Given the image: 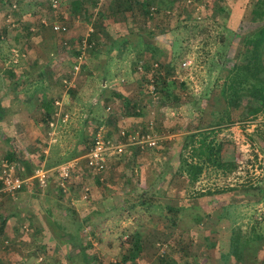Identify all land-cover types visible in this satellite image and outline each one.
I'll return each mask as SVG.
<instances>
[{
  "label": "rangeland",
  "instance_id": "1",
  "mask_svg": "<svg viewBox=\"0 0 264 264\" xmlns=\"http://www.w3.org/2000/svg\"><path fill=\"white\" fill-rule=\"evenodd\" d=\"M46 1L0 0V96L6 93L10 96L1 99L5 105L10 104V108H15L11 103H19L16 100L18 94L20 103L26 99L27 104L30 103L34 109L39 107V110L41 104L48 100L54 99L53 103L56 100L60 102L62 110L68 113L69 120L59 122L57 128L55 127L56 130L54 128L50 131V135L47 134L45 144L48 147L49 141L51 142L50 152L57 151L60 140L66 141V138L61 137L60 140L58 138L62 130H66L71 138L74 137L75 143L78 142L81 128L87 131L84 139L82 138L84 141L89 140L91 133L98 129L101 134L110 133L109 136L113 137L119 136L123 131L124 135L120 137L123 142L125 139L128 141L131 135L125 132L124 127L122 128L124 126L122 117L118 116L116 124L113 120L106 119V115H110L106 111L109 103L111 113L115 111L122 116L120 100L112 98L108 103L109 100L104 102L102 98L105 94L113 95L116 87L112 88V83L115 80L123 77L124 83L131 81V79L127 80L126 76L133 75V63L142 62L147 54L151 58L156 56V61L162 55L166 60L158 62L165 66L167 73L164 69L162 72L170 75L171 80L174 81L168 89L170 92L168 105L159 107L149 94L142 95L143 100L139 105L147 106L153 111L150 113L146 110L145 127L135 128V136L137 133L145 132H150L156 137L170 134L180 136V133L186 132L181 135L186 136L191 133L187 131L194 129L196 124H200L198 128H222L215 135L224 141L222 156L224 159L233 160L229 168L235 163L233 168L235 173L229 176V179L227 177L213 181L211 178L212 183L216 182V185L221 186L233 183L234 190L240 191L232 194L231 201H226L219 207L214 205V211L218 210L213 215L209 213L207 217L211 218L205 220L199 215L197 222L194 220L197 214L193 212L191 219L194 223L191 225L186 223L188 225L186 228L185 223H182V228H178L171 226L165 220L164 214L167 212L154 210L149 213L138 208L133 198L127 200L134 204V207H129V211H122V190L115 188L114 184H106L103 191L96 186V182L93 183L92 193L94 190L96 196L92 194L94 196L91 195L92 198L87 201L79 198L77 192H72L71 201H75L78 205L71 207L67 205L70 200H64L65 198L59 197L58 193L52 192L51 186H47V189L42 191L33 183L32 193L21 196L18 192L19 194L17 193L13 198L12 195L3 193L0 185V203L6 206H0V221L12 215L13 210L19 211L20 214L15 217L24 218L28 228L26 230V227L19 225L16 231L19 233L26 230V236L29 238L37 235V231L32 230L33 226L28 224L30 218L27 214L29 212L27 206L36 203L37 208L33 210H37L48 205L52 211L50 217L54 218V223L56 222L52 227L53 235L56 233L60 238L55 241L58 248L62 250L63 242L67 243L66 246H72L71 242L66 241L68 238L64 234L69 233L80 244L82 241L92 244L96 253L107 254L100 258L103 264H122L119 251H122L127 238L137 232L140 233L144 252L140 253L138 261L128 264H161L160 257L163 256L157 244L160 242L168 244V247L164 248V255L166 260H169L166 254L173 259V263L169 264H197L192 260L184 259L174 246L181 244L177 240L189 243L187 238L192 232L203 235L204 230V241L201 245L207 248L217 244V255L213 256V259L210 257L209 260L206 259L204 264H264V118L261 115L245 117L240 114V110H234L231 114L232 121L218 124V121L213 123L217 119L213 114L217 112H211V109L216 108L215 100L224 81L223 77L234 64L244 36L261 24L260 21L252 20V9L260 0H197L203 5V10L199 14L202 16L200 20L194 18L195 15L198 16V13L194 15V7L182 0H145L149 1L147 6L155 8L153 14L144 12L146 4L135 5L132 14L117 13L114 20L99 18L101 6L110 0H95L94 3V0H88L87 8L76 14L71 11L72 0ZM42 20H45L46 24ZM54 24H64L68 31L65 34L55 32ZM96 30L102 32L97 38L93 35ZM88 34L94 42L84 38ZM123 34L127 36L125 39L127 42L124 44L129 48L122 52L119 35L123 36ZM61 38L69 47L60 48L59 51L57 40ZM82 38L87 42L83 53L79 43H82ZM220 42L224 43L217 51L216 43L220 44ZM150 43L154 45H149ZM161 48L166 53L162 54ZM216 51L220 52L222 57L219 64L215 62V57L218 55ZM79 54H82L80 67L73 74L72 68ZM189 57L194 59L190 68L180 67ZM120 60L122 64L118 65ZM148 65L140 66L150 76L153 68ZM61 78L71 80V85L64 86ZM185 78L189 80L188 84L182 83ZM103 83H106L105 88H102ZM195 93L202 98L198 103L193 104L191 98ZM205 108L210 109L204 112V116L202 114L199 116L201 110ZM85 113L89 114L86 124L82 118ZM123 115L132 117L127 113ZM41 117V112L37 116H29L38 123L35 134L43 132L45 128ZM167 140L169 139L160 138L159 143L163 141L161 145L165 147ZM186 143L185 137L181 138V142L173 146V150L188 156L190 149L185 150ZM80 150L82 146H79ZM158 150L163 152L165 149L161 147ZM54 154L57 155L56 152ZM110 158L113 160L116 157L111 155ZM83 162L84 160L81 161ZM111 176L108 175L102 180L106 182ZM150 179L149 181L152 180ZM149 181L146 179L143 185L147 186ZM206 182L204 180V184ZM50 183L53 185L52 181ZM158 184L154 180L152 185L155 187ZM214 185L209 186L215 188ZM31 199H34V202ZM209 199L214 200V198ZM14 202L21 203L19 207L24 209L11 207L14 206ZM67 207L71 209H66ZM35 216L38 220V214ZM203 221L207 223L203 224ZM38 235H42V232ZM7 240L8 245L0 242V254L8 251L5 255H0V264L7 263L3 256L10 254L12 249L22 248L15 245L17 242L13 238L8 237ZM28 240H30L27 241L29 245L22 249L27 257L11 258L9 264H80V259L83 260L80 255L77 257L68 255L69 251L61 252V250L57 255L61 257L56 259L57 256L51 252L53 257L45 256L41 260L38 257L41 252L37 251L36 243L32 246L34 241L30 238ZM196 244L197 242H194L190 246L192 254L195 253ZM179 251L181 252L180 249ZM111 252L114 255H111ZM62 256H65V259Z\"/></svg>",
  "mask_w": 264,
  "mask_h": 264
},
{
  "label": "trees",
  "instance_id": "2",
  "mask_svg": "<svg viewBox=\"0 0 264 264\" xmlns=\"http://www.w3.org/2000/svg\"><path fill=\"white\" fill-rule=\"evenodd\" d=\"M46 1V0H44ZM92 1V0H91ZM180 1V0H177ZM197 2V0H194ZM47 2V1H46ZM95 0L93 1V3ZM149 1L145 0H110L109 2H105L103 6H101V10L99 11L100 19H110L114 20L115 15L117 13H125L132 14L134 11L135 5H141L146 4V7L144 8V12L146 14H152L150 11V5L147 6ZM89 2L88 0H72L71 2V11L76 14L82 11L83 9H86ZM187 4V3H186ZM263 4L264 6V0H260L257 2L255 7L252 9V20L253 21H260V26H256L254 30H251L248 35H245L242 41L241 48L238 50L237 58L230 67V69L227 71L226 75L223 77V83L220 87V90L217 94V98L215 100L216 108L213 110L211 109V112L216 114H213V116H217V119L213 121V123L218 121V124H224L227 122L232 121L231 120V114L234 110H240V114H243L245 117H256L258 115H261L264 118V7L261 6ZM189 6L194 7V4H187ZM57 11V9H54ZM59 13V12H57ZM195 9H194V15H195ZM79 15V14H78ZM196 17V18H195ZM202 17V16H201ZM201 17H198L197 15L194 16L196 20L202 19ZM198 18V19H197ZM98 19V21L100 20ZM100 25V23L98 24ZM99 29V28H97ZM102 32L100 30H96L94 32V36L97 38L98 35H100ZM235 33V32H234ZM89 34L86 38L87 41H93L91 40V36L89 37ZM126 35L123 34L119 35L120 40L122 41V52L127 50V45L124 43L127 42ZM83 39V38H82ZM94 42V41H93ZM81 44V42H79ZM78 43V44H79ZM98 43V42H97ZM224 42L216 43L218 44L217 51L219 47ZM89 45V44H88ZM57 46L59 48H68L69 45L65 43L63 38L60 40H57ZM112 50V49H111ZM110 50V51H111ZM216 51V52H217ZM220 53V52H219ZM217 52V57L215 59L216 64H219L220 61H222L221 55ZM151 56L148 54L146 57L144 56L143 61L139 62V65L142 64V66H152L153 73L152 75L148 76L149 74L144 75L141 79L138 80V89L137 93L134 94L132 97H125L120 91L114 90L113 95H106L103 96L102 101L105 102V100H109L108 103L114 99L120 100V105L124 106L125 110L122 112L124 114H128L129 116L134 117H140L145 116L146 110L151 113L153 110H149L147 106L139 105V102L143 100L141 96H145L149 94L151 98H153L156 101V105L159 107H166L168 96H169V87L174 83L173 80H171V76L166 74L167 69H165V66L159 64L158 61L150 59ZM157 62V67H154L153 64ZM138 63H133L132 65V71L138 70ZM147 69V68H146ZM165 70V72L162 70ZM176 72V71H175ZM154 78V85L156 87V95L152 96L148 91V85H149V78ZM173 77V76H172ZM40 76L37 77L39 79ZM147 78V79H146ZM182 83L188 84V79L185 78L182 80ZM32 81L30 80V84ZM34 83V82H33ZM140 84V85H139ZM184 86V85H183ZM106 87V83H103L102 88ZM140 87V88H139ZM146 89V91H143ZM141 90V92H140ZM24 92L26 90H23ZM181 93V92H180ZM141 94V95H138ZM4 96H9L6 94L0 96V102L1 99ZM10 97V96H9ZM166 97V98H164ZM206 97V96H205ZM12 98V97H11ZM202 98L201 95H198L197 93L193 94L191 100L194 103H198L199 99ZM16 100L20 102V95L18 94L16 97ZM52 99L51 101L48 100L45 103L41 104V121L43 122V126L47 128L46 134H48L51 130H53L55 127L57 128L58 123L62 122V113L59 116L55 115V110H57V106L55 105V101L53 103ZM220 104V105H219ZM164 105V106H163ZM106 111L110 113V115H106L107 121L113 120L116 124V119L118 116L121 117V115L118 112L112 111L111 113V107L110 103L106 106ZM146 107V108H145ZM170 107V106H169ZM218 107V108H217ZM172 108V107H171ZM212 108V107H210ZM203 109L199 113V116H204V112L210 109ZM162 109V108H161ZM174 109V108H173ZM4 114V108L2 107L0 103V121L3 119ZM117 114V116H113ZM202 114V115H201ZM239 114V115H240ZM89 117L88 113H85L83 115V121L84 124L88 122L87 118ZM116 117V118H115ZM119 119V118H118ZM69 120V119H68ZM68 120H65L64 122H67ZM136 120V119H135ZM54 121L55 126H50L49 122ZM143 121L142 119L140 120ZM133 122V121H132ZM136 122L138 126H131L133 123H129V125L122 126L124 127L125 132L128 134L130 133L131 136L135 135V128H144L145 122L143 121V124L140 122ZM63 123V122H62ZM141 124V125H139ZM200 124H196L195 128H198ZM55 128V130H56ZM157 130V129H156ZM222 128H211L208 130H202L199 132H192L190 134H187L185 137L184 148L187 151V148L190 149L188 151L187 157H181L179 160V168L176 172L177 175H171L167 174L162 177H156L151 178L147 186L143 185V183L140 182V173L134 170V166L137 164L133 163V166H131V172L123 173L119 179H117L115 182L111 180L110 178H107L106 182H104L102 179L105 178L104 174L106 171V165L105 168L98 174H90L86 166L84 165V162L81 163L82 165L78 166L77 172H73L71 179L67 183L66 191H62L60 188V185L58 183L57 178L55 179V174H50L47 183L43 188H39L42 191L47 189V186H51V190L54 193H58V195L63 196L62 198H65L64 200H70L67 205L71 207L72 205H75L71 201V195L72 192H77L79 195V198H82V193L85 191V187H88V192L85 201L87 199L92 198V188L91 186L93 183L96 182V186L100 188V190H105L106 184L108 185L110 182L115 183L118 190H122V211L126 210L129 211V207H134V204H132L127 199H134V203L137 204L136 206L138 208H142L146 210L149 213H152L154 210H163L164 212H167L164 214L165 220L173 227L182 228V222H183V208L182 202L183 197L189 198V202H191V205H189V208H198V204L201 201H205L204 197L206 195L212 196L213 194H216L217 192H225L230 189L228 185H216L213 190L212 187L208 184H203L205 177H211L213 178V181H216L219 178H227L231 172H233L235 169V163L232 167L229 168V165L232 164L233 160L226 159L223 160L222 156V150L224 146V141L222 139H219L218 135H215L218 131H221ZM99 131V129H98ZM98 131H94L93 134L91 133L89 140L84 141V135L85 132L84 128H81V134L78 139V142H74V137L71 138V135L68 136V133L66 130H62L60 135L58 136L59 140L62 137L63 139L66 138V141L60 140V143L57 144L58 149L57 151H49L48 154H42V155H36V160L31 161L27 158H23L19 156L17 153L11 151H8L7 154L4 156V158H0V173L2 172V164L7 163L11 165L14 170V175H19L21 177L30 176L33 174L34 170L37 167H43V168H53L57 164L61 162H65L68 160H71L73 158L82 156L83 154H86L88 150L94 145L95 136L98 133ZM107 131V130H106ZM105 131V132H106ZM107 133V132H106ZM110 133L105 134V136H109ZM215 135V136H214ZM155 136V135H154ZM183 137V138H184ZM83 138V139H82ZM159 143V137L158 142L153 147H146L142 146L138 143H130L128 147L132 149V152L137 150L139 153L148 154L150 153L151 149H157ZM79 146H82V150L79 151ZM49 147V145H48ZM135 149V150H134ZM54 152L57 153V155L54 154ZM125 153V150L122 152ZM121 153V154H122ZM79 154V155H78ZM121 154H116L115 157L120 156ZM209 169H211L209 171ZM215 170L218 175L220 176H214L213 171ZM206 171V173L203 175V172ZM212 171V172H211ZM221 172L222 174H219ZM55 173V172H54ZM205 176V177H204ZM154 180H156L159 184L155 185L153 187ZM50 181L53 182V185L50 183ZM108 181V182H107ZM203 181V182H202ZM100 183V184H99ZM156 183V182H155ZM216 183V182H215ZM49 184V185H48ZM99 184V185H98ZM1 185V184H0ZM203 185L208 187L207 189L202 190ZM27 186L23 185L22 189L26 188ZM96 187V188H97ZM114 188V189H115ZM169 188V190H167ZM182 188H184V192H182ZM21 190L16 191L14 194H12V197H14L18 192ZM157 190V191H156ZM58 191V192H57ZM71 192V193H70ZM4 193V192H3ZM184 193V196L182 194ZM8 196L10 194L4 193ZM181 194V195H180ZM92 195V196H91ZM133 196V197H132ZM124 197V198H123ZM71 209V208H66ZM214 214V212H213ZM153 216V215H152ZM195 221L199 222L198 217L194 219ZM193 221V219H192ZM166 222V223H167ZM194 223V222H192ZM206 221H203V224H206ZM184 224V223H183ZM194 225V224H193ZM188 225L184 224V227L186 228ZM195 226V225H194ZM83 229V228H82ZM81 229V230H82ZM3 230V221L0 225V233ZM137 232V231H135ZM196 232H192L189 237L187 238L189 241L184 242L182 240L180 241L179 249L181 250V256L184 259L192 260V262H200L201 264L206 262V259L209 260V257L213 259V256L211 255L212 252H210L211 249L216 248L217 244H212V247H207L206 249H203V256H198V254H192L190 251L191 244H194L195 239L198 237H201L202 235L195 234ZM205 233V230H204ZM203 233V234H204ZM187 235V234H186ZM68 241L74 244L76 247L81 246L80 243H78V240L74 238L73 236L67 237ZM141 236L140 233H133L130 237L127 238L124 247H122V251H119V256L122 257V264H128V263H134V261H138V258L140 257V253L142 251V245H141ZM72 240V241H71ZM193 242V243H192ZM61 244L67 245L66 242H63ZM163 251L160 257V263L161 264H169L173 263V259L169 257L166 254V258L168 257L169 260L165 259V247H168L167 243H159ZM184 246H183V245ZM201 244V243H200ZM185 245H188L187 247ZM197 245V244H196ZM215 245V246H213ZM174 246V245H171ZM88 248V252L84 253L85 247H81L80 251L82 252V259H80V264H103L100 258L102 259L103 256H107L105 253H96L94 251L92 244L86 245ZM174 246V248L178 249ZM41 250L44 252H47L45 248L41 247ZM209 250V251H208ZM207 253V254H205ZM46 255V254H45ZM111 255H114L113 252H111ZM39 257H41V260H43V257H45L42 252L38 254ZM160 256V255H159ZM110 257V255H109Z\"/></svg>",
  "mask_w": 264,
  "mask_h": 264
},
{
  "label": "crops",
  "instance_id": "3",
  "mask_svg": "<svg viewBox=\"0 0 264 264\" xmlns=\"http://www.w3.org/2000/svg\"><path fill=\"white\" fill-rule=\"evenodd\" d=\"M177 1V0H176ZM260 26V24L258 25ZM149 45H154V44H149ZM127 47L129 48V46L127 45ZM162 49V54L166 53L165 50ZM161 53V52H160ZM154 58V59H152ZM150 57V59L152 60H156L157 57ZM158 61H161L164 59V61L166 60L165 57H163L162 55L158 57ZM122 61L120 60V62L118 63V65H121ZM138 70L137 71H132L131 76H126V79L129 80L131 79L130 82L128 83H124L121 82L117 79L115 80L112 85V88H115L116 90L120 91V93H122L125 97H132L134 94H136V88H137V82L139 79H141L144 75H146V73L144 72V70L141 68V66H137ZM122 85V87H121ZM2 107L4 108V114H3V119L0 121V158H4V156L7 154L8 151H13L15 153H17L19 156L22 157V154L24 155L23 158H27L31 161L36 160V155H42L44 154H48L50 151V141H49V147H47L45 144V142H47V128L45 127L43 132H38L37 134H35L36 130L35 128L38 127V123L36 121H34L33 119H30L29 116H37L40 112L39 107L36 109H34L31 104H27L28 101L26 99H24L23 102H19V103H11L12 105L14 104L15 108H10L9 105H5L4 101L0 102ZM125 111V108L122 104V112ZM124 114V113H123ZM122 123H125V125H128L129 123H133L131 124V126H138L137 124H135L137 122H140L141 124H143V121H145V118L143 116L140 117H127V115H122ZM136 119V120H135ZM143 120L142 122L140 120ZM33 120V121H32ZM133 121V122H132ZM162 122H164V120H161ZM37 124V125H36ZM139 124V125H141ZM207 127H201V128H194L191 129L190 131H187V133H192V132H199L202 130H207ZM39 130V129H38ZM186 132H182L180 133V136H174L172 134L168 135V136H159L160 138H165L169 139L166 142V145L168 146H162L161 144L158 145V148L153 150H150V153L148 154H144V153H139L137 150H135L134 152H132V149L130 147H128V145H130L127 140L125 139L124 142H126V146L124 147L125 153H122L120 156L114 158L113 160L111 159L107 165H106V171L104 176L108 177V175H112L110 177L111 180H113V182H115L117 179H119V177L124 173H128L131 172V166H133V163L136 164L134 167V170L140 173V182L144 183L146 181V179H150V177H162L165 176L167 174H171V175H177V171L179 168V160L181 157H187V155L185 154H180V153H176L173 150V146H177V143L181 142V138L183 139L184 135L181 136L182 134H184ZM50 135V132H49ZM178 135V134H176ZM187 135V134H186ZM174 136V137H173ZM176 137V138H175ZM56 140V139H55ZM183 142V141H182ZM183 144V143H182ZM161 147H163L165 150H158ZM153 150V151H152ZM182 155V156H181ZM181 156V157H180ZM223 160H226L223 158ZM35 162V161H34ZM211 169H209L210 171ZM213 171V175L214 176H220L217 174V172L215 170ZM211 171V172H212ZM145 173V174H144ZM206 173V171L203 172V175ZM235 172H231L229 176L233 175ZM237 173V172H236ZM219 174H222L221 172H219ZM228 176V179L230 178ZM205 177V176H204ZM212 178V177H211ZM144 179V180H143ZM206 182V184L209 185H214L216 183H212V179H210V177H205L204 179ZM233 180H235V178H233ZM156 181V180H155ZM109 183L108 185L114 184L115 183ZM149 183V182H148ZM204 184V183H203ZM31 185L29 184L26 188H24L22 191H20L19 193L21 194V196L23 195H28V193H32V189H31ZM148 185V184H147ZM215 186V185H214ZM228 186L230 187V189L228 191L225 192H217L216 194H213L212 196H208L206 195L204 197L205 201H201L198 204V208H189V205H191V202H189V198H185L183 197V202H182V206L183 208H181L183 210V222L182 223H187V224H192V215L193 212L197 214L196 217H198L199 215H202L203 219H207V218H211V217H207L209 215V213L213 212L215 213L216 211H214L213 206L217 205V207L221 206L224 202L226 201H231L233 196V193H239L240 190L236 189L234 190L233 188V183L228 184ZM92 188V186H91ZM208 187L205 188V186L203 188H201L202 190L207 189ZM213 190V188H211ZM167 190H169V188H167ZM171 190V189H170ZM169 190V191H170ZM172 191V190H171ZM182 192H184V188H182ZM18 193V194H19ZM185 193V192H184ZM184 193L182 194V196H184ZM93 194L96 196V193H94L93 190ZM180 194V195H181ZM59 197L61 195H58ZM236 196H238V194H236ZM63 197V196H62ZM14 198V197H13ZM209 198H214L213 199H209ZM209 199V200H208ZM239 200V199H238ZM32 202H34V199H31ZM36 201V200H35ZM26 202V201H24ZM75 204V201L73 202ZM21 203H15L14 202V206L11 207H18V209H24L23 207H19ZM4 206L6 207L4 204L0 203V206ZM59 205V204H58ZM78 205V204H75ZM37 208V204H33L32 205H28L27 209L29 212H27L28 217L30 218V221L28 222V224L30 226H33L34 229L37 231V235L39 233L42 232V235H38L39 237H37V235L32 236L29 238L31 240L34 241V243L32 244V246L36 243V249L39 252H42V254L44 256L47 257H53L51 256V252L54 253V256L59 255V250H61L60 248H58V246L56 245L57 243H55V241L60 240V238H58L55 235H53V230L52 227L56 224V222L54 223V218L50 217V214L52 213V211H50V209L48 208V205L46 206H42L41 208H38L37 210H33ZM212 210V211H211ZM66 213V212H65ZM20 214V212L13 210L12 215L6 216L5 218H2L3 221V230L0 233V238H13L15 242H17L18 247L22 246V248L20 249H15L11 251L10 254H8L7 256H3L4 259L7 261L6 264H9V259L11 258H19V257H27V254H25V252L22 250L25 246H28V242L30 241L28 240V236H26L25 231L27 230V226L24 222V218H20V217H15L16 215ZM35 214H38V220L37 217L35 216ZM43 215V216H42ZM66 215V214H65ZM20 218V219H18ZM225 220V219H223ZM0 221V225L1 222ZM24 226L26 227V230L20 231L19 233H17L16 230H18V226ZM65 235L72 237L71 234L69 233H64ZM205 234V233H204ZM198 237L197 239H195L194 242H197V245L195 247V250L193 254H198V256H203V245L202 242L204 241L203 236ZM19 237V238H18ZM19 239H22L21 241ZM56 239V240H55ZM53 240V241H52ZM66 241L68 243H70L67 239ZM201 243V244H200ZM89 243L83 242L81 243V246L76 247L74 244H72V246H66L65 244L61 245V252L62 251H69L67 252L68 255H74V256H81L82 252L80 251L81 247H85L84 253L88 252V248L86 247V245H88ZM42 248H45L47 250V252H44L41 250ZM2 248V247H1ZM66 248V249H65ZM205 248V247H204ZM65 249V250H63ZM193 249V248H192ZM206 249V248H205ZM209 251V250H208ZM6 252H2L0 255H5ZM144 252V249L142 248V251ZM211 255L215 256L217 255L216 252V248L215 249H211L210 250ZM215 252V254H214ZM177 253L181 254V252L179 251V249H177ZM207 254V253H205ZM2 257V258H3ZM61 256H57L55 257L56 259L59 258ZM63 259H65V256H62ZM264 257V255H263ZM2 262V260H1ZM4 263V262H2ZM69 263V262H68ZM195 263V262H194ZM15 264V263H14Z\"/></svg>",
  "mask_w": 264,
  "mask_h": 264
},
{
  "label": "built area",
  "instance_id": "4",
  "mask_svg": "<svg viewBox=\"0 0 264 264\" xmlns=\"http://www.w3.org/2000/svg\"><path fill=\"white\" fill-rule=\"evenodd\" d=\"M53 1V0H52ZM55 1V0H54ZM183 2L187 4H194L195 13H198V17L203 10V5L195 2L194 0H182ZM55 5V3H53ZM151 10L154 9V7L150 8ZM44 24H46V21L43 20ZM53 30L55 32L63 33L65 34L68 30L66 25L64 24H54ZM86 39V38H85ZM84 38L82 39L81 43V53H83V50H85L86 47V40ZM82 54H79L77 56V60L75 62V65L72 68L73 74L77 72L80 65L79 62L81 60ZM194 63V59L192 57H189L185 59L180 67L183 68H190V65ZM154 67H157V62L153 64ZM120 82L125 81L123 77L120 78ZM62 82L65 85H71L72 81L68 80L67 78H62ZM154 78L151 76L149 78V85L148 90L149 93L152 96L156 95V87L154 85ZM55 105L57 106V110H55V115L59 116L61 113L63 115L62 121L67 120L69 115L65 110H62L60 102L57 100L55 101ZM50 126H55L54 121L49 122ZM121 136L124 135V132L122 131ZM117 136H105L104 134H101L98 132L96 136L94 137V145L88 150L86 154H83L82 156L73 158L71 160L61 162L54 166L53 168H43V167H37L33 174L27 177H21L19 175H14L13 170L14 168L7 164H2V172L0 173V184H1V191L7 194H14L16 191L22 189L23 185L30 184L31 181H34L36 184L39 185L40 188H43L46 183L47 179L50 174H55V179L57 178L58 183L60 185V189L62 191H66L67 183L71 179L72 173L77 172L78 166L82 165L81 161L84 160V165L90 172V174H98L100 173L104 168L105 165L110 158L111 155L121 154L124 151V147L126 146V142L122 141V137ZM131 137V138H130ZM128 137V143H138L142 146L146 147H153L158 142V137L152 135L150 132L145 133H137L136 136H130ZM55 172V173H54ZM88 192V187H85V191L82 193V198L86 199ZM6 243L7 240H4ZM160 245L159 243H157ZM160 251H163V248L160 246Z\"/></svg>",
  "mask_w": 264,
  "mask_h": 264
},
{
  "label": "clouds",
  "instance_id": "5",
  "mask_svg": "<svg viewBox=\"0 0 264 264\" xmlns=\"http://www.w3.org/2000/svg\"><path fill=\"white\" fill-rule=\"evenodd\" d=\"M153 7V6H152ZM150 11H151V13L153 14L154 13V11H155V8L153 9V10H151L150 9ZM43 21V20H42ZM61 81H62V78H61ZM27 177V176H26ZM33 183H35L34 181L32 182L31 181V183L30 184H33ZM36 184V183H35ZM29 185V183L28 184H26L25 186H28ZM38 187H39V185L38 184H36ZM40 188V187H39ZM21 190V189H20ZM4 240H7V238H0V242L1 243H3L4 245H8L9 244V242H8V240H7V242L5 243L4 242ZM39 257V256H38ZM40 259H41V257H39Z\"/></svg>",
  "mask_w": 264,
  "mask_h": 264
}]
</instances>
